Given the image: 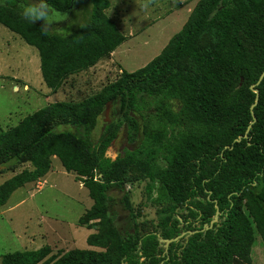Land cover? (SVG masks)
Here are the masks:
<instances>
[{"label":"trees","instance_id":"obj_1","mask_svg":"<svg viewBox=\"0 0 264 264\" xmlns=\"http://www.w3.org/2000/svg\"><path fill=\"white\" fill-rule=\"evenodd\" d=\"M29 2L39 0H0V24L36 48L51 92L126 40L105 14L109 0H47L67 18L79 5L85 14L71 30L62 29L68 18L49 32L24 18L21 4ZM263 71L264 0H198L145 65L123 69L80 101L50 102L0 130V172L31 165L0 184V207L44 177L57 157L93 200L78 222L94 229L86 237L92 248L54 255L45 244L3 253L0 264H252L256 236L264 243V77L255 85L256 120L247 138L235 139L251 121L250 85ZM108 101L119 103L123 120L103 122L95 137ZM123 123L137 146L106 156ZM131 171L149 180L145 191L161 207L156 228L142 229L128 191L109 194L132 180ZM115 204L126 215L121 226ZM215 205L218 220L201 230ZM184 232L167 249L159 240Z\"/></svg>","mask_w":264,"mask_h":264},{"label":"rangeland","instance_id":"obj_2","mask_svg":"<svg viewBox=\"0 0 264 264\" xmlns=\"http://www.w3.org/2000/svg\"><path fill=\"white\" fill-rule=\"evenodd\" d=\"M197 1L109 0L105 14L126 40L94 66L68 77L55 92L42 80L36 48L0 24V130L16 125L24 116L50 102L80 101L116 80L123 69L131 72L145 65L182 28ZM75 10L68 17L72 25L66 23L63 30L69 31L82 22L85 14H81L80 5ZM177 106L175 102L173 108ZM115 119L123 120V115L119 103L110 102L106 114L98 121L95 137L103 122ZM137 143L128 139L123 123L105 154L114 158L125 148L133 149ZM23 168L30 169L31 165L23 163L14 171L0 172V184ZM47 174L45 178L17 188L0 207V259L3 253L34 250L45 244L54 255L72 248H92L86 237L93 229L78 222L93 203L87 189L73 173L63 168L57 157L51 159ZM129 175L130 182L122 189L110 190L109 194L117 199L128 191L133 208L140 213L137 221L143 223L142 229L156 228L161 207L154 204L145 191L149 180L136 171ZM114 207L118 212L116 222L121 226L125 212L120 204ZM177 211L185 213L186 209L181 206ZM251 259L252 264H264V243L259 236L254 241Z\"/></svg>","mask_w":264,"mask_h":264},{"label":"clouds","instance_id":"obj_3","mask_svg":"<svg viewBox=\"0 0 264 264\" xmlns=\"http://www.w3.org/2000/svg\"><path fill=\"white\" fill-rule=\"evenodd\" d=\"M21 8L24 18L34 24L39 23L44 32L56 30L68 20L66 13L52 8L47 0H39L38 3H22Z\"/></svg>","mask_w":264,"mask_h":264},{"label":"water","instance_id":"obj_4","mask_svg":"<svg viewBox=\"0 0 264 264\" xmlns=\"http://www.w3.org/2000/svg\"><path fill=\"white\" fill-rule=\"evenodd\" d=\"M263 77H264V71L259 75V78H258L257 82L254 83V84H251V85H250V89H251L253 92H255V100H254V102H253V103L251 104V106H250V109H251V117H252V118H251V121H250V123L248 124V126H247V128H246V130H245L244 135H242V136L240 135L238 138L235 139V141H239L242 137L247 138V137H248L249 129L251 128L252 124H253V123L255 122V120H256V116H255V114H254L253 107L256 105V103H257V101H258L259 91H258L257 88H255V85H257V84L262 80ZM110 102H111V101H108V102L106 103L105 108H104V110H103V112H102V115H105V114H106ZM226 147H227V146H226ZM215 208H216V210H215V214H214L213 218L211 219L210 223H209V224H204V227H203V229H201V230L204 231V230H206V229L211 228V227H212V224L218 220V215H219L220 211H219L217 205H215ZM187 232H188V233H193V232H195V231H191V230H189V231H187ZM184 234H185V232H184V233H181L180 235H178V236L175 237V238H171V239H163V238H159V240H160V241H163V242L165 243L164 246H165V248L167 249V246H168V244H169L171 241L177 240L178 238H180V237L183 236Z\"/></svg>","mask_w":264,"mask_h":264},{"label":"crops","instance_id":"obj_5","mask_svg":"<svg viewBox=\"0 0 264 264\" xmlns=\"http://www.w3.org/2000/svg\"><path fill=\"white\" fill-rule=\"evenodd\" d=\"M9 30H10V29H9ZM12 32H13V31H12ZM15 34H16V33H15ZM18 36H19V35H18ZM47 176H48V174H46V175L44 176V178L47 177ZM44 178H43V179H44ZM80 184H81V183H80ZM91 229H93V228H91ZM93 231H94V229H93Z\"/></svg>","mask_w":264,"mask_h":264}]
</instances>
